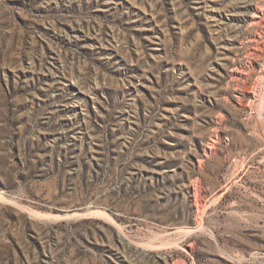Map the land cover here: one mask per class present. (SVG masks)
I'll return each mask as SVG.
<instances>
[{
	"label": "rangeland",
	"instance_id": "rangeland-1",
	"mask_svg": "<svg viewBox=\"0 0 264 264\" xmlns=\"http://www.w3.org/2000/svg\"><path fill=\"white\" fill-rule=\"evenodd\" d=\"M0 264H264V0H0Z\"/></svg>",
	"mask_w": 264,
	"mask_h": 264
}]
</instances>
